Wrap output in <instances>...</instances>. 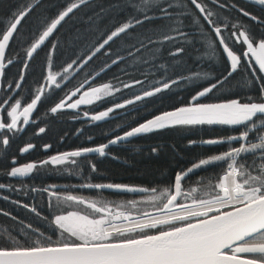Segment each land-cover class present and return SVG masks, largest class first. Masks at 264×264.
I'll use <instances>...</instances> for the list:
<instances>
[{
    "label": "snow or ice",
    "instance_id": "obj_1",
    "mask_svg": "<svg viewBox=\"0 0 264 264\" xmlns=\"http://www.w3.org/2000/svg\"><path fill=\"white\" fill-rule=\"evenodd\" d=\"M3 3L4 0H0V6ZM88 3L89 0H63L61 4L52 5L53 10L42 12L36 11L40 0L35 4L31 0H11L6 12L0 7V80L8 66L15 63L22 66L17 76L7 80V99H0V146H8L10 137L23 132V126L37 122L30 121L29 117L42 99H50L57 91L63 93L49 109L53 114L78 109L94 100L101 101L112 96L114 86L105 83L91 87L96 77L126 60L130 61L129 67L155 61L164 44L179 45L175 51H169L171 57L184 52L183 44H199L204 49L202 55L209 61L219 57L226 66L225 71L209 80L206 86L199 87L186 106L155 115L97 146L60 153L23 166H17L13 158L12 167L5 175L27 177L46 164L70 163L79 168L76 158L80 157H85L91 172L95 173L96 165L87 160L88 154L104 157L110 146L168 127L219 125L240 131L226 138L189 141V147L199 143L226 145V148L194 157L190 166L175 170L154 185L86 182L71 186L96 190L99 199L73 194L67 188L62 194L57 186H49L43 189L49 193V207L60 213L51 219L42 217L34 206L11 201L47 220L58 238L54 240L32 224L19 221L27 231H10L0 240V264H264V16L254 14L235 0H125L118 6L119 12L130 10L125 18H114L104 28L89 22L85 32L92 34L91 40L79 30L62 36L60 29L64 23ZM247 3L260 6L264 12V0H247ZM155 21L162 23L153 24ZM146 23L152 26L143 28ZM117 39L123 42L113 58L109 46ZM81 41H85L83 47ZM42 51L48 71L45 73L41 67L34 77L35 87L26 89L28 69ZM143 52L149 53L147 58L141 55ZM98 56L108 59L93 81H89L94 71L89 70L90 64ZM165 67L159 65L161 69ZM240 70L249 75L248 86L256 87V95L215 103L199 102L214 90L223 88ZM82 73L83 81L76 91H64ZM149 75L154 73H144L146 80ZM193 75L199 77L201 73L177 79L162 76L147 87L144 80L121 81V87L115 91L141 85L142 94L134 93L133 98L90 117L85 111L83 116L94 122L103 121L116 109L168 90L181 80L192 79ZM84 88L91 90L84 91L73 102ZM15 90L28 93L30 102H26V106L22 99H14ZM122 127L117 125L118 129ZM45 131V127H39L35 134ZM48 147L50 145H45L44 150ZM33 148L34 145L28 143L20 152L27 153ZM157 151L152 148L153 153ZM111 158L119 159L115 155ZM214 165H222V171L200 174L202 169ZM6 187L16 190L0 182V189ZM104 190L143 195L117 203L104 199ZM0 199L10 198L0 195ZM64 204L79 205L88 211L67 210L62 207ZM143 205H151L154 210L149 211ZM0 215L11 217L3 210ZM11 219L17 220L16 217ZM29 235L36 237L31 243H28Z\"/></svg>",
    "mask_w": 264,
    "mask_h": 264
},
{
    "label": "trees",
    "instance_id": "obj_2",
    "mask_svg": "<svg viewBox=\"0 0 264 264\" xmlns=\"http://www.w3.org/2000/svg\"><path fill=\"white\" fill-rule=\"evenodd\" d=\"M10 2L11 0H4L3 5L0 6L3 11H7ZM31 2L35 4L37 0H31ZM124 2L125 0H89L86 6H82L75 12L71 19H68L67 22L64 23L63 27L60 29V34L62 36H68L79 30L85 33L88 40H91L92 34L85 32L89 26V22L91 21L92 24H99L100 28H104V26L114 18L117 20L125 18L129 15L130 10L119 12L118 7L122 6ZM235 2L248 8L249 11H252L258 16H264V12H261L260 6L258 5L248 4L247 0H235ZM61 3H63V0H40V6L36 11L42 12L46 9L53 10L51 7L52 5ZM118 12L119 15H117ZM232 15L235 16L237 14L232 13ZM159 23L162 22H153V24ZM151 26L152 24L146 23L143 28H150ZM137 31H140V29L138 28ZM122 42V39H117L114 43L110 44L109 47L113 51V58H115L117 50L121 48ZM84 43L85 41H81V47H83ZM177 46L179 45L164 44L161 46V51L155 61L149 60L148 64L135 63L134 66L129 67L130 61L126 60L118 65H113L110 70L96 77L94 82L113 84L112 96L104 97L102 102L114 104L123 98H133L132 96L134 93L142 94L141 85H136L135 88L132 89H122L120 92L115 91L117 87H121V81L131 83L133 80H144V86L147 87L151 82L160 79L162 76L170 79H177L181 76H188L197 72L201 73L199 77L193 75V78L190 80H181L168 90H164L152 97L136 102L134 105H139V107L135 115L141 117L127 127L117 129L116 135L121 134L123 131L130 129L134 125L159 112L175 108L179 105L189 104L191 96L195 94L199 87L206 86L209 80L214 79L225 71L226 66L221 62L219 57H217L215 61H209L206 56L202 55L204 49L200 48L199 44H183L182 46L185 49L183 53H180L176 57L169 56V51H175V47ZM141 55L147 58L149 53L143 52ZM44 57L45 52L42 51L31 62L32 67L28 69V73L26 74L27 79L24 88L35 87L33 82L34 77L39 74L41 67H43L44 72L47 73L48 68L45 64ZM55 59L56 57L54 55L53 60L55 61ZM107 59V57L98 56L90 64L89 70L94 69L92 73L96 72L103 66V62ZM108 62L111 61L108 60ZM160 64H164L166 67L161 69L159 68ZM21 67L19 63L8 66L5 69L3 80H0V85H2L4 81H7L10 76H17ZM121 69H125V71L122 72ZM59 70L62 71V69ZM144 73H154V75H149L146 80ZM204 73H207L208 76L205 77ZM83 75L82 73L80 76H77L64 91H67L78 82H82ZM248 81L249 75L243 70H240L234 73L233 77L229 79L223 88L218 91L214 90V92L207 97L201 98L199 102L208 103L228 98H245L248 95H256L258 90L255 86L249 87ZM18 91L22 97L24 96L25 101L30 98L27 92H23L22 90ZM61 94L62 92H55L54 95L48 99V101H51L50 104ZM108 99H112V101H108ZM40 118L41 127H45L46 131L29 141L36 145L39 143H49L50 148L48 153L54 151V146L58 148H64L65 146L67 148L76 147L77 143L82 140L83 133L94 137L99 133L97 127H91L89 128L91 131L85 133V126L78 124L77 119L69 118V114L60 115L42 112ZM239 131V128H230L227 126L198 125L174 126L143 134L131 138L129 141L124 142L125 144L122 146L116 145L115 151L111 153L119 157L118 160L104 157L99 161H94L93 163L97 168L96 174L98 175H89L88 177H91L92 181L100 182L126 183L137 186L154 185L157 181L170 176L175 170L190 166L194 157L221 152L226 148V145L204 146L199 143L189 147V141H200L209 138H226ZM26 139L27 136L23 139H19L18 142H24ZM154 147L158 149L156 153L152 152V148ZM11 150L13 151V148H8L7 152ZM77 160L80 163L79 168L71 164L67 165L66 168L63 166L51 168L45 165L41 167V173L38 177L28 179L20 185V190H15L14 192L10 190L7 194L10 196V199L14 201L36 207L42 217L51 219L55 214L60 213L57 209L49 207L50 197L46 192L42 191V188L45 187V184L54 182L65 183L68 186L71 185V182H82V159L77 158ZM222 167V165H214L209 169H202L200 174L211 175L213 173H219L222 171ZM5 169L6 168L0 166V181L4 180L6 177L4 172ZM33 189H35V191ZM142 195L143 194L127 196L116 194V201L124 202L129 199H139ZM51 199L52 202H54V198ZM62 207L64 209H69L67 204H64ZM142 207L149 211L154 210L151 205H143ZM0 210L10 213L11 217L17 218V220L14 221L9 216L0 215V240L6 238L10 231H27L19 221H23L25 224H32L34 228L39 229L46 235H51L54 240L58 238V233L53 234V225L48 223L47 220L37 217L28 209L0 199ZM34 239H36L34 235H29L28 243H31Z\"/></svg>",
    "mask_w": 264,
    "mask_h": 264
},
{
    "label": "flooded vegetation",
    "instance_id": "obj_3",
    "mask_svg": "<svg viewBox=\"0 0 264 264\" xmlns=\"http://www.w3.org/2000/svg\"><path fill=\"white\" fill-rule=\"evenodd\" d=\"M94 73H92V75ZM90 77L91 76L88 77V80L92 81L94 76L92 78H90ZM80 83L81 82H78L73 87L69 88L66 92L76 91V87ZM102 85L103 84L99 83V82H92L91 83V87H100ZM7 87H8L7 81H4V83L2 85H0V99H7V96L9 95V93H7ZM90 90H91L90 88H84L76 97L73 98V102H74V99H78L80 95H83L84 91H90ZM15 91L17 94L15 95L14 99H22L25 102L24 106H26V102H30V98L25 101L24 96L22 97L21 94H19L18 90H15ZM61 96H63V93L57 99H55L53 101V103H51V104H50L51 101H48V99L47 100L42 99V102L39 103L38 107L33 111L32 115L29 117L30 121L35 120L37 122L36 123H29L27 126H23L24 131L18 132L15 135L11 136L10 137V143L8 146H6V147L0 146V166L6 168L4 171L5 173L12 167L11 161L13 158H15V160L17 161V166H23L24 164L30 163V162L39 163V162L45 161L48 157H50L53 154L69 152V151L77 150V149L84 148V147L97 146L99 144L106 143L109 139L113 138L116 135L117 129H118L117 125H122L123 126L122 128H124V127H127L132 122H134L135 120H137L141 117V116L135 115L137 113V109H138L139 105H134V104L127 105L125 108H122V109H116L113 113H110L108 118H106L105 120L100 121V122L91 121L89 118H85L83 116V113L85 111H87L89 113V117L91 115L98 114L100 111L106 110L108 107H113L116 103L124 102L126 100L125 98L118 100L114 104H106V103L102 102V100H101V102L94 100L92 104L81 105L78 109L60 110L55 114H60V115L69 114V118L77 119L78 124H82L85 126V131H86V132L84 131L85 133H89L91 131L89 128H91V127H97L99 133L95 137L91 136V135H86L83 133L82 140L77 143L76 147L67 148L65 146L64 148H58V147L54 146V151L48 153V150L50 147H48V149L45 151L44 146L49 145V143H39L36 145L29 140L30 139L32 140V139L36 138L37 136H39V135H36L35 133L38 132L39 127H41V122H40L41 118L40 117H41L42 112H46L47 114L51 113L49 111L50 107L54 106V103L58 102V99ZM129 98H131V97H129ZM108 101H112V99H108ZM12 102H14V100ZM21 111H22V109H21ZM25 136H27L26 141L19 143L18 142L19 139H23ZM89 137H92V139H89ZM125 142H127V141H125ZM28 143L33 144L34 148L32 150H30L29 152L22 154L20 152V149L23 147H26ZM124 144L125 143L123 142L121 144H117V146H122ZM8 148H13V151L11 150V151L7 152ZM115 149H116V145L110 146L106 150L108 155H106L104 157L112 159L111 157L113 155L111 152H114ZM104 157H100L98 154L93 153V154H88L87 160L90 161L91 163H93L94 161H96V160L99 161V160L103 159ZM80 159H82L81 166L83 167V168H81L82 173H83V181L82 182H80V183L79 182H76V183L71 182L70 186H68L65 183H57V182L49 183V184H45V187L42 188V191H43V189L48 188L49 186L55 185L61 191L62 194L64 193V190L67 188V190L71 191L73 194L86 195V196H89L90 198H97V199L101 198L98 196V193L96 190L83 189V188L80 189V188H72L71 187L72 185H80V184L86 183V182L108 183V182L92 181L91 177L89 179V177H88L89 175H98V174H96V172L95 173L91 172L90 166L88 165V163L85 162V157H80ZM69 164L70 163H65V164H61V165H51V164H46V165L50 166L51 168L62 167V166L64 168H66L67 165H69ZM40 171H41V167H38V168L34 169L33 172L31 174H29L27 177L12 178V177H8L6 175L5 179L0 181V182L4 183L6 186L11 185V187L13 189L15 188L16 190H20L21 184H23L25 181H27L30 178L38 177V175H40V173H41ZM46 173H48V172H46ZM48 175H57V174H48ZM71 177H73V176H71ZM15 183H17V184H15ZM112 183H116V182H112ZM121 184H126V183H121ZM128 185H133V184H128ZM134 186H137V185H134ZM9 191H10V189L8 187H6L5 189H0V195L8 196L10 198V196L7 194V192L9 193ZM12 191L14 192L15 190H12ZM47 194L49 196V193H47ZM116 194L135 196V195H132L129 193H119V192L104 190L103 191V198L106 200H109V201H116ZM5 201L11 202L14 200L9 199V200H5ZM117 203H122V202H117ZM85 211H88V210L85 209Z\"/></svg>",
    "mask_w": 264,
    "mask_h": 264
},
{
    "label": "water",
    "instance_id": "obj_4",
    "mask_svg": "<svg viewBox=\"0 0 264 264\" xmlns=\"http://www.w3.org/2000/svg\"><path fill=\"white\" fill-rule=\"evenodd\" d=\"M110 63V62H109ZM100 70H101V68L98 70V71H96L90 78H92L93 76H95L96 75V73L97 72H100ZM215 102H221V101H215ZM215 102H210V103H215ZM186 105H188V104H184V105H179V106H177V107H180V106H186ZM177 107H175V108H177ZM175 108H172V109H168V110H164V111H171V110H174ZM164 111H162V112H164ZM162 112H159V113H157V114H155V115H159V114H161ZM155 115H153V116H151V117H149V118H147V119H150V118H152V117H154ZM146 119V120H147ZM146 120H144V121H146ZM144 121H142V122H144ZM142 122H140V123H142ZM139 124V123H138ZM138 124H136V125H134V126H137ZM133 126V127H134ZM129 130V129H128ZM122 134V133H121ZM55 155H58V154H55ZM50 157H48L47 158V160L49 159ZM132 194H134V193H132Z\"/></svg>",
    "mask_w": 264,
    "mask_h": 264
},
{
    "label": "rangeland",
    "instance_id": "obj_5",
    "mask_svg": "<svg viewBox=\"0 0 264 264\" xmlns=\"http://www.w3.org/2000/svg\"><path fill=\"white\" fill-rule=\"evenodd\" d=\"M101 87V86H100ZM68 205V204H67ZM68 208L67 210H82V211H85V209L82 208V206H79V205H68ZM54 217V216H53Z\"/></svg>",
    "mask_w": 264,
    "mask_h": 264
}]
</instances>
